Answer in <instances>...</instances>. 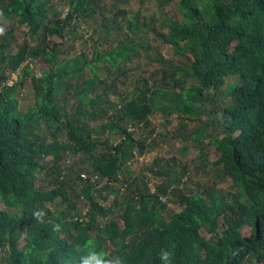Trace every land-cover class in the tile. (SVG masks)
I'll list each match as a JSON object with an SVG mask.
<instances>
[{
    "label": "trees",
    "instance_id": "1",
    "mask_svg": "<svg viewBox=\"0 0 264 264\" xmlns=\"http://www.w3.org/2000/svg\"><path fill=\"white\" fill-rule=\"evenodd\" d=\"M101 4L70 0L64 17H52V0H0V20L28 30L16 47L13 28L0 44V71L21 70L12 85L6 75L0 78V264H78L89 250L118 255L124 264H161L162 248L171 264H264V0H180L178 17L166 20L161 38L185 63L159 52V72L140 77L115 106L96 66L120 69L149 48L147 36L139 38L137 16L124 10L109 22ZM97 14L105 33L127 30L124 38L107 43L106 53L98 39L91 59L86 53L61 59L54 40L75 37L77 21ZM32 62L46 66L40 75ZM189 79L196 85L189 86ZM225 86L224 136L209 138L216 114L208 109L207 93ZM23 88L36 99L26 111L17 97ZM156 111L176 115L181 128L198 123L189 136L200 147L202 166L208 167V139L219 155L210 164L214 178L227 181L229 190L213 185L189 191L187 171L176 173L162 158L147 169L160 182L153 192L144 175H133L128 160L156 145L153 131L144 130ZM139 125L136 138L128 127ZM67 154L79 161L64 166ZM123 174L129 177L122 183L125 193L113 185ZM40 175L52 186L38 185ZM110 195L116 198L108 204ZM81 198L89 206L85 216L77 205ZM169 202L180 210H168ZM37 209L47 213L41 222L32 216Z\"/></svg>",
    "mask_w": 264,
    "mask_h": 264
},
{
    "label": "rangeland",
    "instance_id": "2",
    "mask_svg": "<svg viewBox=\"0 0 264 264\" xmlns=\"http://www.w3.org/2000/svg\"><path fill=\"white\" fill-rule=\"evenodd\" d=\"M70 0H52V4L54 6V11L51 16H59V14L64 17L68 12V3ZM180 0H169L168 5L160 6L156 1L152 0H101V6L105 11L107 16V20H112V18L118 13L126 10L128 16H137L140 20V23L143 24L139 32V38L142 40L147 36V42L143 43L149 49L142 50L141 56L137 59L132 60L126 65L120 66L119 68L109 69L108 64L105 62V65H101L99 67L96 66L97 69L100 70L99 75L103 78H106V84L111 87L109 92V101L113 106L118 105L120 103V97L127 95L129 92H132L134 88L137 87V81L140 77H149L152 75H156L157 72L161 69V65L159 63L158 53L162 52L164 57L167 59L175 60L179 65H183L185 63V59L181 56H172V49L167 48L163 45V40L161 38V34L167 33L168 29L165 26L166 20L168 18L178 17L177 12V3ZM122 16H116L117 20ZM119 21V20H118ZM78 28L76 31L75 37H68L65 40L55 39L54 43L58 44L59 49L63 52L61 59L70 58L73 55L86 53L89 59L94 55V46L99 39V47L101 53H106L107 43H116L117 41L124 38L126 31L119 32L118 34L113 32L112 34H107L103 31V16L101 14H97L91 18L80 19L77 21ZM147 25L151 27V31L149 34L146 33L148 27H144ZM13 28V39H15L13 46L16 47V44H20L26 38L27 28L17 27V24L14 21L9 20H0V29L3 31L0 32V44L2 42L3 34L8 32ZM68 36V35H67ZM27 63H25L26 65ZM30 67L34 70V72L40 75V71L43 70L45 65H37L33 63ZM108 71L105 73L103 70ZM89 76H93L90 68L87 69L86 72ZM21 70L17 72H12L9 69L0 71V78L2 75H6L8 77L9 85H12L13 82L17 81L20 78ZM159 77V75H158ZM232 81H228V84H231ZM189 86H195L196 82H193L189 79ZM226 86L222 89V91L215 92L209 91L208 99L206 104L208 105V109L211 113H215L216 117L210 128V130L206 131L205 134L209 136V138H222V123H223V104L221 103L222 97L221 95L225 92ZM18 100L20 104V109L26 111L30 106L35 103V96L30 88L20 89L18 93ZM214 97V98H213ZM210 98V99H209ZM213 99V100H212ZM225 102H229V96L223 98ZM107 101V98H104V102ZM72 104V103H70ZM107 104V103H106ZM204 121L208 119V117H203ZM182 122L176 116L167 117L161 111H156L149 119V125L144 127V130L149 132L153 131V141L155 142V146L150 152L142 156H134L127 162V168L133 172V175L142 174L145 176V181H147V186L151 188V192L154 189L155 185L159 182L158 178H155L153 174H151L147 169L150 167L151 163L156 158H162L163 160H171L168 161L170 165H173L175 172H182L183 169L187 171V178L184 179V185L187 190L195 191L197 189H205L213 185H217L218 188H223L226 190L230 189V186L227 181H223L221 178H214L215 170H212V166L210 165L212 162L219 158V155L215 152L212 146H209V140L205 141L204 146L207 147V151L210 153L208 167L204 168L202 166V160L199 159L200 147L198 144L196 145L195 141H193L189 134L193 131H198V123L188 124L186 128H181L180 126ZM140 127V126H139ZM137 127L132 133L137 138L143 128ZM113 140V139H111ZM147 143H150L148 141ZM52 158L49 157L46 159V163L50 162ZM76 156L68 155L64 158L63 165L69 167L70 165H75L79 160ZM174 159V161H172ZM128 175H120L119 182L114 183L115 188L123 187L122 183L125 180H128ZM50 180V179H49ZM49 180H45L43 175H40L38 180V185H42L45 187H51L52 184L49 183ZM97 181V180H93ZM122 192V191H121ZM124 192V191H123ZM125 193V192H124ZM116 197L114 195L109 196V201H112ZM164 200V199H162ZM78 209L80 211L81 216H85L86 212L89 209L87 202L84 199H79L77 202ZM168 210H173L178 212L180 209L173 203L169 202L167 206ZM0 209H5V206L0 202ZM202 235L211 239L212 236L207 232L206 229L201 230ZM25 244L24 239L22 238L20 246L23 247Z\"/></svg>",
    "mask_w": 264,
    "mask_h": 264
},
{
    "label": "clouds",
    "instance_id": "3",
    "mask_svg": "<svg viewBox=\"0 0 264 264\" xmlns=\"http://www.w3.org/2000/svg\"><path fill=\"white\" fill-rule=\"evenodd\" d=\"M3 30L0 29V32ZM47 213L44 209H37L32 212V216L41 222L46 217ZM54 229L59 231L60 225L55 224ZM159 259L161 264H171V254L168 249L162 248L159 253ZM78 264H124L122 257L116 255L106 258L105 255L96 250H89L86 255H82L79 258Z\"/></svg>",
    "mask_w": 264,
    "mask_h": 264
},
{
    "label": "built area",
    "instance_id": "4",
    "mask_svg": "<svg viewBox=\"0 0 264 264\" xmlns=\"http://www.w3.org/2000/svg\"><path fill=\"white\" fill-rule=\"evenodd\" d=\"M140 126V128H141V126H143V125H139ZM137 127L136 126H129L128 127V132H133L135 129H136ZM115 144L116 143H118V140H115V142H114ZM134 156H137V155H134ZM82 178L83 179H87L88 178V175L87 174H82ZM92 179L93 180H98L99 179V176L98 175H94L93 177H92ZM106 183H109V181L106 179V180H104L103 181V184H106ZM125 188H126V185H123V187H121V191H124L125 190ZM154 191V189L152 190V192Z\"/></svg>",
    "mask_w": 264,
    "mask_h": 264
}]
</instances>
